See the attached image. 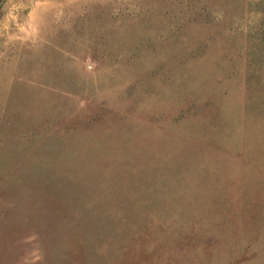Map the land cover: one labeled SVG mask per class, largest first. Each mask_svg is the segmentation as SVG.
Here are the masks:
<instances>
[{
	"label": "rangeland",
	"instance_id": "rangeland-1",
	"mask_svg": "<svg viewBox=\"0 0 264 264\" xmlns=\"http://www.w3.org/2000/svg\"><path fill=\"white\" fill-rule=\"evenodd\" d=\"M0 264H264V0H0Z\"/></svg>",
	"mask_w": 264,
	"mask_h": 264
}]
</instances>
